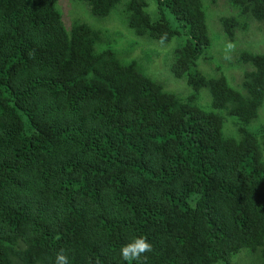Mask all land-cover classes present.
I'll use <instances>...</instances> for the list:
<instances>
[{
  "label": "trees",
  "instance_id": "obj_1",
  "mask_svg": "<svg viewBox=\"0 0 264 264\" xmlns=\"http://www.w3.org/2000/svg\"><path fill=\"white\" fill-rule=\"evenodd\" d=\"M80 1L98 20L122 3ZM227 1L230 43L264 24V0ZM59 2L0 0V264L61 250L69 264H234L244 250L264 264V53L240 51L241 85L221 62L199 73L214 42L203 0H129L130 32L178 39L172 71L191 90L178 95L103 29L68 30ZM140 237L151 250L125 261Z\"/></svg>",
  "mask_w": 264,
  "mask_h": 264
},
{
  "label": "rangeland",
  "instance_id": "obj_2",
  "mask_svg": "<svg viewBox=\"0 0 264 264\" xmlns=\"http://www.w3.org/2000/svg\"><path fill=\"white\" fill-rule=\"evenodd\" d=\"M129 0H122L118 10L106 19L98 20L91 15L88 6L83 2L72 3L70 0H60L59 9L64 13L68 30L71 29L76 19L85 20L96 28L105 31L104 43L111 44L118 50L122 58L135 62L142 69L158 82L174 92L185 95L191 92L185 80L178 79L172 71L173 62L176 60V50L179 46L178 39H174L168 44H163L145 37H137L133 32L127 29L124 23V12ZM151 3V8L157 7L156 0H147ZM208 11V25L210 36L213 39V46L209 51L212 59L205 62H199L198 72L206 75H216V68L223 63L225 72L234 85L242 83V77L245 71L251 70L248 66L238 61L240 51L249 50L255 53H264V24L252 19L248 21V30L239 31L234 42H229L224 34V28L221 19L235 14L234 9L227 0H203ZM64 3L63 6L61 4ZM64 8V9H63ZM67 11L65 13V11ZM174 25L175 18L166 13ZM220 75V73L218 74ZM217 76V75H216ZM241 85V84H240ZM210 93L204 89L199 100L201 106L208 105L210 102ZM181 96V95H180ZM205 107V106H204ZM259 121H264V106L260 111ZM251 129L255 130L253 125ZM234 264H255L247 250L236 256Z\"/></svg>",
  "mask_w": 264,
  "mask_h": 264
},
{
  "label": "clouds",
  "instance_id": "obj_3",
  "mask_svg": "<svg viewBox=\"0 0 264 264\" xmlns=\"http://www.w3.org/2000/svg\"><path fill=\"white\" fill-rule=\"evenodd\" d=\"M151 245L143 238H137L133 243L123 246L120 249L121 256L125 261L137 260L141 254L150 251ZM55 264H69L67 255L63 250L57 253Z\"/></svg>",
  "mask_w": 264,
  "mask_h": 264
}]
</instances>
